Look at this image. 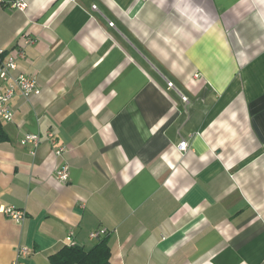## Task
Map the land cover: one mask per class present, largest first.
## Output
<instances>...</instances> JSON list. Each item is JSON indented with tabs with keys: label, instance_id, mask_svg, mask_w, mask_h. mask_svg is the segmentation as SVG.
<instances>
[{
	"label": "crops",
	"instance_id": "obj_1",
	"mask_svg": "<svg viewBox=\"0 0 264 264\" xmlns=\"http://www.w3.org/2000/svg\"><path fill=\"white\" fill-rule=\"evenodd\" d=\"M25 1L0 49L41 94L0 119V264L101 229L110 264H264V0Z\"/></svg>",
	"mask_w": 264,
	"mask_h": 264
},
{
	"label": "built area",
	"instance_id": "obj_2",
	"mask_svg": "<svg viewBox=\"0 0 264 264\" xmlns=\"http://www.w3.org/2000/svg\"><path fill=\"white\" fill-rule=\"evenodd\" d=\"M0 5L6 8L26 11L28 8V3L25 0H0ZM96 8V7H94ZM111 26L113 24L111 23ZM33 40H27V43H33ZM24 58L23 50L12 49L10 51H3L0 49V119L5 122H11L13 120L14 112L10 106V101L17 95L20 94L24 98H30L33 96H38L41 94V88L37 82L35 76H29L18 70V60ZM168 87L173 89V83H168ZM183 101L187 102V99L183 97ZM47 137L55 143L53 133H47ZM23 145L30 144L34 149H37L41 143V137L39 134H28L21 141ZM179 149L181 151H186L188 149V142L182 141L179 144ZM69 152L67 147H58L55 149V155L59 158L65 157ZM69 165L65 163L56 172V178L62 183H67L69 181ZM3 213L15 221H22L25 218V213L17 210L15 207H5L3 208ZM107 235L106 229H101L99 231H94L90 234L91 240H99L101 237ZM73 234L67 237L69 244L72 243ZM32 251L27 247H21L18 250V259L12 264H26L25 261L30 257Z\"/></svg>",
	"mask_w": 264,
	"mask_h": 264
},
{
	"label": "trees",
	"instance_id": "obj_3",
	"mask_svg": "<svg viewBox=\"0 0 264 264\" xmlns=\"http://www.w3.org/2000/svg\"><path fill=\"white\" fill-rule=\"evenodd\" d=\"M8 137L0 124V142ZM111 248L109 237L98 240L92 248L65 246L57 254L50 257L52 264H110Z\"/></svg>",
	"mask_w": 264,
	"mask_h": 264
}]
</instances>
